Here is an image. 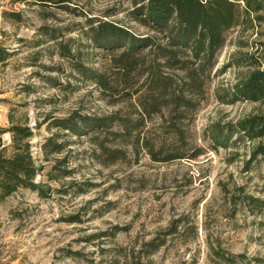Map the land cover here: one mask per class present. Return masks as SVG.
Masks as SVG:
<instances>
[{"label":"rangeland","instance_id":"obj_1","mask_svg":"<svg viewBox=\"0 0 264 264\" xmlns=\"http://www.w3.org/2000/svg\"><path fill=\"white\" fill-rule=\"evenodd\" d=\"M140 2L0 0V44L12 53L0 66V129L31 127L45 191L20 189L0 202V264H243L238 256L264 264V165L252 157L256 142L238 129L264 115V104L233 97L250 70L264 68V20L240 19L227 31L194 110L147 120L142 138L156 157L105 131L78 136L57 123L137 117L131 105H109L78 68L105 63L84 35L91 18L151 34L135 19ZM172 124L182 133L171 134ZM4 140L11 143L10 133ZM177 148L198 156L156 161ZM109 149L126 155L113 161ZM248 196L261 201L257 211Z\"/></svg>","mask_w":264,"mask_h":264},{"label":"trees","instance_id":"obj_2","mask_svg":"<svg viewBox=\"0 0 264 264\" xmlns=\"http://www.w3.org/2000/svg\"><path fill=\"white\" fill-rule=\"evenodd\" d=\"M140 1L135 19L151 34L136 35L115 23L91 18L84 35L102 51L105 63L98 70L81 63L78 68L94 81L105 99H110L109 105H131L137 117L116 112L104 119L81 118L75 122L71 116L57 123L78 136L105 131L114 141H124L134 152L145 148L156 157L150 142L142 138L147 120L164 115L165 110L171 111L174 119L184 117L205 99L218 56L228 43L227 31L240 19L250 24L263 21L264 0ZM11 56L8 48L0 44V66L6 65ZM233 63L245 67L239 60ZM233 97L264 104V68L250 70L234 87ZM12 124L9 129H0V202L20 189L42 195L45 192L36 181L42 168L32 152L34 132L27 124ZM169 129L171 134L182 133L176 124ZM238 129L240 138L256 142L252 157L264 165V115L249 116L238 124ZM5 133L11 135L10 144L4 140ZM47 146L44 145L45 149ZM55 147L60 149L61 145ZM109 155L116 161L126 154L109 149ZM197 156H188L177 148L162 160L155 159L170 162ZM248 201L253 212L259 209L260 200L248 196ZM175 231L176 228L171 233ZM162 246L164 242L154 246V250ZM238 258L247 263L245 256Z\"/></svg>","mask_w":264,"mask_h":264}]
</instances>
